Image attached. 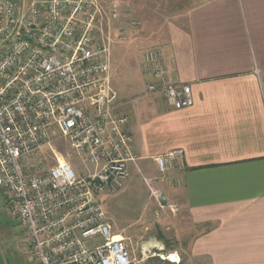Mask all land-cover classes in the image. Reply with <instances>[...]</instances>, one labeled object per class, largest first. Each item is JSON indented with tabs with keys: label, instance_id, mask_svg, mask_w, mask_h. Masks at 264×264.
Here are the masks:
<instances>
[{
	"label": "built area",
	"instance_id": "obj_1",
	"mask_svg": "<svg viewBox=\"0 0 264 264\" xmlns=\"http://www.w3.org/2000/svg\"><path fill=\"white\" fill-rule=\"evenodd\" d=\"M139 28L116 1L0 0V191L33 264H132L100 198L123 189L138 159L109 59L113 31L128 43ZM140 70L148 94L175 111L192 106L190 86L174 80L161 47L143 50ZM44 148L52 167L37 162ZM182 156L153 157L168 188L181 185L168 174L181 170ZM143 183L148 201L177 211L155 180Z\"/></svg>",
	"mask_w": 264,
	"mask_h": 264
},
{
	"label": "crops",
	"instance_id": "obj_2",
	"mask_svg": "<svg viewBox=\"0 0 264 264\" xmlns=\"http://www.w3.org/2000/svg\"><path fill=\"white\" fill-rule=\"evenodd\" d=\"M131 17L140 31L128 43L113 31L109 77L138 157L129 175L145 167L177 208L148 201L173 230L170 264H264V0H203L144 36ZM155 45L174 80L190 86L192 106L175 111L146 92L140 61ZM174 150L182 168L168 175L181 185L168 188L153 157ZM163 243L151 241L159 257Z\"/></svg>",
	"mask_w": 264,
	"mask_h": 264
},
{
	"label": "rangeland",
	"instance_id": "obj_3",
	"mask_svg": "<svg viewBox=\"0 0 264 264\" xmlns=\"http://www.w3.org/2000/svg\"><path fill=\"white\" fill-rule=\"evenodd\" d=\"M101 1L107 3L111 0ZM119 1L127 13L142 22L143 30L141 33L144 36L164 30L169 24L174 23V20H178L176 16L186 13L191 7L203 0ZM64 151L61 145L54 149V152L62 156ZM52 155V150L44 148L43 153L40 154L44 161L37 159L39 166L46 168L54 166L56 162ZM79 169L82 170V167L79 166ZM140 171L132 170L120 192L107 199L103 195L100 201L112 228L117 231L116 234L123 231L121 234L126 239V246L133 259L132 264H170L171 261L167 259L169 257L167 253L168 249L175 245L172 236L174 233L172 229H169L170 225L166 223L163 226L159 223L156 215L158 210L149 206L143 177H148L150 174L145 167ZM159 213L160 211H158V215ZM162 217L165 219V216ZM159 239L164 241L162 257H159L158 252H155L156 250L151 247V241ZM151 256L155 260L154 262H150ZM2 263L33 264V257L30 250L25 246L19 220L12 215L5 195L0 191V264Z\"/></svg>",
	"mask_w": 264,
	"mask_h": 264
},
{
	"label": "bare ground",
	"instance_id": "obj_4",
	"mask_svg": "<svg viewBox=\"0 0 264 264\" xmlns=\"http://www.w3.org/2000/svg\"><path fill=\"white\" fill-rule=\"evenodd\" d=\"M168 259H169L170 261H174V260H175V257H172V258L168 257Z\"/></svg>",
	"mask_w": 264,
	"mask_h": 264
}]
</instances>
